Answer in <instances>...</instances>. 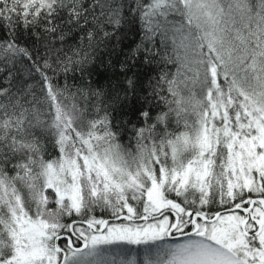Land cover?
Instances as JSON below:
<instances>
[{
    "label": "snow or ice",
    "instance_id": "obj_1",
    "mask_svg": "<svg viewBox=\"0 0 264 264\" xmlns=\"http://www.w3.org/2000/svg\"><path fill=\"white\" fill-rule=\"evenodd\" d=\"M0 264H264V0H0Z\"/></svg>",
    "mask_w": 264,
    "mask_h": 264
},
{
    "label": "trees",
    "instance_id": "obj_2",
    "mask_svg": "<svg viewBox=\"0 0 264 264\" xmlns=\"http://www.w3.org/2000/svg\"><path fill=\"white\" fill-rule=\"evenodd\" d=\"M79 81H77V83H78ZM61 83H63V80L61 79ZM69 83H72V81L71 80H69ZM125 142H127V137H125Z\"/></svg>",
    "mask_w": 264,
    "mask_h": 264
}]
</instances>
